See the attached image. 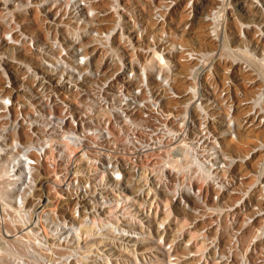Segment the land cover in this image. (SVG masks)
Wrapping results in <instances>:
<instances>
[{
	"label": "rangeland",
	"instance_id": "374dc122",
	"mask_svg": "<svg viewBox=\"0 0 264 264\" xmlns=\"http://www.w3.org/2000/svg\"><path fill=\"white\" fill-rule=\"evenodd\" d=\"M119 2L120 13L107 7L105 20L94 25L114 31L109 50L93 51L95 62L118 63V53L123 64L145 62L149 59L144 57L145 39L152 35L157 56L147 77L155 80L159 91L156 75L166 79L170 107L178 106V100L186 102L185 119L174 118L173 126L186 128L191 154L204 166L152 169L155 180L150 185L147 176L155 201L168 205L167 216L159 214L157 225H168L164 240L172 245L169 253L155 246L153 264H172V257L175 264H264V4L260 2L261 8L242 0ZM165 2L172 3L171 8L164 10ZM42 26L33 9L0 3V264H84L35 261L17 243L8 244L19 242L13 235L26 222L9 190L6 169L12 145L30 138L22 133L24 116L41 108L40 56L30 53L25 42L40 46L45 40ZM9 34L16 45L4 40ZM136 39L141 46H133L139 47L134 53L127 45ZM180 45L190 51L173 48ZM185 54L191 55L186 64ZM38 176L44 186L38 189L53 202L54 173L42 163ZM138 250L122 248L118 259H110L99 255L104 254L102 249L92 248V256L99 255L100 260L91 264H136ZM20 255L24 257L16 258Z\"/></svg>",
	"mask_w": 264,
	"mask_h": 264
},
{
	"label": "built area",
	"instance_id": "2783aa9c",
	"mask_svg": "<svg viewBox=\"0 0 264 264\" xmlns=\"http://www.w3.org/2000/svg\"><path fill=\"white\" fill-rule=\"evenodd\" d=\"M0 3L33 9L45 38L40 46L25 42L30 53L40 56L41 108L24 116L22 133L30 138L12 145L7 162L9 190L26 215L23 229L13 235L19 242L8 244L17 243L32 260L63 263L92 257V248L118 259L123 247H137L143 263H156L155 245L171 246L164 240L168 225H157L159 214L168 213V205L155 201L147 176L150 185L155 180L152 169L187 167L198 160L191 154L186 128L173 126L174 118L185 119L186 102L178 100V106L170 107L172 93L166 79L154 76L162 87L159 91L155 80L147 77L157 56L154 37L145 39L144 57H149L145 62L123 64L118 53V63H96L93 51L109 50L114 31L94 25L105 20L107 7L120 13L119 0ZM171 6L165 2L162 8ZM23 18L31 19L29 14ZM4 40L13 44L11 34ZM136 40L127 45L134 53L139 47L133 46H141ZM173 48L190 51L182 45ZM188 57H182L184 64ZM49 151L51 160L45 158ZM42 163L54 173L53 202L38 189L44 188L38 180Z\"/></svg>",
	"mask_w": 264,
	"mask_h": 264
},
{
	"label": "bare ground",
	"instance_id": "6f19581e",
	"mask_svg": "<svg viewBox=\"0 0 264 264\" xmlns=\"http://www.w3.org/2000/svg\"><path fill=\"white\" fill-rule=\"evenodd\" d=\"M212 2H217V0H211ZM242 1H244V2H249L250 4H253V3H256V5L258 6V7H261L262 8V3L264 4V0H242ZM260 2H262V3H260ZM222 11V10H221ZM263 13H264V11H263ZM248 15V14H247ZM219 49V48H218ZM218 52V51H217ZM216 57V56H215ZM195 76V75H194ZM150 81H151V78L149 77L148 78ZM45 158L46 159H51L52 158V152L51 151H49V152H47L46 154H45ZM190 163H192L191 165H194V166H201V167H204L203 165H200L199 163H197V162H190ZM6 171H7V169H6ZM9 174V170L7 171V175ZM256 199V198H255ZM256 200H258V199H256ZM255 200V201H256ZM259 201V200H258ZM257 203H259L260 204V202H257ZM15 205H16V203H15ZM17 210V209H16ZM18 211V210H17ZM24 217L26 218V215H24ZM23 229V228H22ZM22 229H20V230H22ZM8 237H9V235H7ZM16 238V237H15ZM17 239V238H16ZM162 246L163 247V250L165 251V252H167V253H169V252H171V248H172V245L171 246H167L166 245V243H164V244H162V243H157L155 246ZM124 248V247H123ZM133 248V247H132ZM54 250H57V249H54ZM92 249H90V252L91 253H93L92 251H91ZM94 250V249H93ZM52 251V250H51ZM155 252H153L154 253V260L156 259V257H157V251L156 250H154ZM76 252V251H75ZM100 255V254H99ZM99 255L98 256H92V257H90V256H88V257H80L79 259V262L80 263H84V264H91V263H97V261H99L100 259H99ZM139 256H140V254L139 255H136V264H146V263H143L142 262V260L139 258ZM141 257V256H140ZM151 258V257H150ZM144 259H147L145 256H144ZM60 260H62V258H60ZM170 261L172 262V264H175V262H174V260H171L170 259ZM59 262H61V261H59ZM59 262H57V263H59Z\"/></svg>",
	"mask_w": 264,
	"mask_h": 264
}]
</instances>
